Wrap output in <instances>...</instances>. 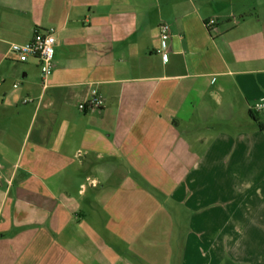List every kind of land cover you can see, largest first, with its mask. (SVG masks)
<instances>
[{
	"label": "crops",
	"instance_id": "0c3cea01",
	"mask_svg": "<svg viewBox=\"0 0 264 264\" xmlns=\"http://www.w3.org/2000/svg\"><path fill=\"white\" fill-rule=\"evenodd\" d=\"M262 99L264 0H0V264H264Z\"/></svg>",
	"mask_w": 264,
	"mask_h": 264
},
{
	"label": "built area",
	"instance_id": "2783aa9c",
	"mask_svg": "<svg viewBox=\"0 0 264 264\" xmlns=\"http://www.w3.org/2000/svg\"><path fill=\"white\" fill-rule=\"evenodd\" d=\"M215 21L209 19L205 22L207 29L213 28ZM160 49L158 54L161 55L164 63L168 60V48L171 38V29L168 24H161L159 26ZM54 45H55V30L50 28L48 30H36L32 38L22 44H11L9 53L16 57L17 62L24 63L29 58L37 60L41 82L44 85L53 72L54 61ZM30 99H24L23 103L30 102ZM102 99L96 89L90 91L89 97L86 102L80 104L78 109L85 112L87 109H100ZM255 110H264V99L255 105Z\"/></svg>",
	"mask_w": 264,
	"mask_h": 264
},
{
	"label": "rangeland",
	"instance_id": "374dc122",
	"mask_svg": "<svg viewBox=\"0 0 264 264\" xmlns=\"http://www.w3.org/2000/svg\"><path fill=\"white\" fill-rule=\"evenodd\" d=\"M30 62H31V63H34L35 60H34V59H31ZM38 69H39V67H38ZM258 115L261 116V114H258Z\"/></svg>",
	"mask_w": 264,
	"mask_h": 264
},
{
	"label": "trees",
	"instance_id": "16d2710c",
	"mask_svg": "<svg viewBox=\"0 0 264 264\" xmlns=\"http://www.w3.org/2000/svg\"><path fill=\"white\" fill-rule=\"evenodd\" d=\"M249 114H250V116H253V113L251 111H249Z\"/></svg>",
	"mask_w": 264,
	"mask_h": 264
}]
</instances>
